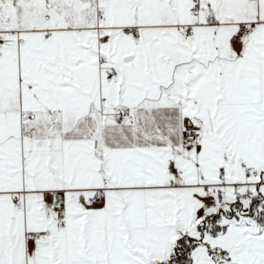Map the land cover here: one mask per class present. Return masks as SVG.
Segmentation results:
<instances>
[{
	"label": "snow or ice",
	"instance_id": "1",
	"mask_svg": "<svg viewBox=\"0 0 264 264\" xmlns=\"http://www.w3.org/2000/svg\"><path fill=\"white\" fill-rule=\"evenodd\" d=\"M0 264H264V0H0Z\"/></svg>",
	"mask_w": 264,
	"mask_h": 264
}]
</instances>
